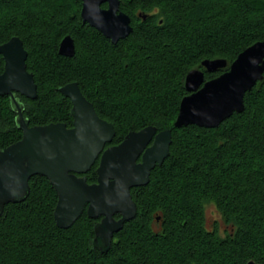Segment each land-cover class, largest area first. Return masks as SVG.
Returning a JSON list of instances; mask_svg holds the SVG:
<instances>
[{"label":"trees","instance_id":"1","mask_svg":"<svg viewBox=\"0 0 264 264\" xmlns=\"http://www.w3.org/2000/svg\"><path fill=\"white\" fill-rule=\"evenodd\" d=\"M79 0H0V44L18 36L27 51L36 97L19 94L29 126L72 125L71 102L58 88L77 82L118 144L130 131L171 130L169 154L148 183L130 190L133 219L108 251L92 246L85 211L68 228L55 225L57 194L34 175L28 195L0 214V264H264V77L244 94V110L215 128H175L189 70L235 57L264 40V0H119L131 33L111 43L82 23ZM74 41L72 57L58 54ZM0 56V73L3 69ZM9 96L0 95V149L21 137ZM96 163L85 174L95 182ZM218 215L207 227L206 208ZM156 217L160 229L155 231ZM222 225V226H221Z\"/></svg>","mask_w":264,"mask_h":264},{"label":"water","instance_id":"2","mask_svg":"<svg viewBox=\"0 0 264 264\" xmlns=\"http://www.w3.org/2000/svg\"><path fill=\"white\" fill-rule=\"evenodd\" d=\"M79 1L82 23L111 43L131 33L130 18L119 9V0ZM102 4L106 6L103 8ZM57 52L64 57L74 55L70 35L61 39ZM0 56L4 61L0 95L9 96L22 133L20 139L0 149V214L5 205L24 200L32 176L45 177L57 194L53 209L55 225L62 229L70 227L87 204L88 217L103 216L94 225L92 246L105 253L114 234L135 217L131 188L146 185L154 167L167 158L171 130L157 132L155 126L148 125L128 132L117 145L104 148L115 135L114 127L97 115L75 81L58 88L71 102V127L61 122L29 126L15 96L36 97V84L32 73L26 69L27 51L21 39L12 36L1 43ZM201 66L204 70H189L184 78L187 94L179 102L173 122L175 128L190 124L215 128L233 113L242 112L244 94L264 77V40L245 48L227 70L212 79L205 80L204 72L218 71L226 66V61L206 59ZM98 156L96 182L89 184L82 174ZM114 214L120 215L118 220L113 218ZM247 264L257 263L249 260Z\"/></svg>","mask_w":264,"mask_h":264},{"label":"flooded vegetation","instance_id":"3","mask_svg":"<svg viewBox=\"0 0 264 264\" xmlns=\"http://www.w3.org/2000/svg\"><path fill=\"white\" fill-rule=\"evenodd\" d=\"M80 4H81V2H80ZM106 6V4H102L101 5V7H105ZM80 7H81V5H80ZM22 41V40H21ZM22 44H23V42H22ZM25 49V48H24ZM27 59V58H26ZM4 62V61H3ZM25 63H26V61H25ZM3 66H4V64H3ZM3 70V69H2ZM219 71V70H218ZM216 72V71H215ZM31 73V72H30ZM222 73V72H221ZM33 75V74H32ZM17 94H15V96H16ZM20 95V94H19ZM26 98V97H25ZM62 123V122H61ZM72 126V125H71ZM70 126V127H71ZM123 140V139H122ZM121 142V141H120ZM119 142V143H120ZM113 145H117V144H111V142L109 143V144H106L105 145V147L104 148H107L108 146H113ZM99 157L100 156H98L96 159H95V161H94V163L92 164V166L96 163V168H97V166H98V162H99ZM91 166V167H92ZM90 167V168H91ZM96 168H95V172H96ZM89 171V170H88ZM87 171V172H88ZM86 172V173H87ZM85 173V174H86ZM85 174H82V176L84 175L85 176ZM81 176V175H80ZM96 177H97V174H96ZM87 181V180H86ZM95 182H96V179H95ZM95 182H92V183H95ZM89 184H91V183H89ZM132 189V188H131ZM86 208H87V204H85L84 205V207H83V210H82V212L83 211H85V213H86ZM82 214V213H81ZM80 214V215H81ZM87 215V214H86ZM80 217V216H79ZM119 217H120V215L119 214H114L113 215V218L115 219V220H118L119 219ZM88 218H90V217H88ZM102 218H103V216H97V217H95V218H90L91 220H93V224H92V226H93V228H94V225L96 224V223H98V222H100L101 220H102ZM160 221H161V218L160 217H156V221H155V224H153V229L155 230V231H157V230H159L160 229ZM206 222H205V224H206V226H207V220H205ZM213 224V221L211 222V224H208V225H210V227H211V225ZM94 232V231H93Z\"/></svg>","mask_w":264,"mask_h":264},{"label":"rangeland","instance_id":"4","mask_svg":"<svg viewBox=\"0 0 264 264\" xmlns=\"http://www.w3.org/2000/svg\"><path fill=\"white\" fill-rule=\"evenodd\" d=\"M206 220H207V227H210L211 222L218 218V215L216 214V212L212 209V207H207L206 208ZM222 226V225H221Z\"/></svg>","mask_w":264,"mask_h":264}]
</instances>
